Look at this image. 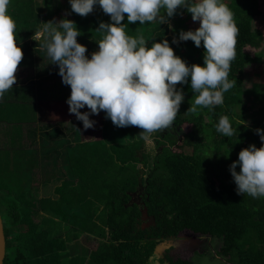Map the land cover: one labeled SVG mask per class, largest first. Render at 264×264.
Masks as SVG:
<instances>
[{
    "label": "trees",
    "instance_id": "16d2710c",
    "mask_svg": "<svg viewBox=\"0 0 264 264\" xmlns=\"http://www.w3.org/2000/svg\"><path fill=\"white\" fill-rule=\"evenodd\" d=\"M222 2L232 11L239 30L228 76L236 85L223 93L222 104L187 112L196 95L189 77L176 85L184 99L173 124L147 140L140 128L117 127L102 111L105 122L98 145L82 147L76 173L74 164L67 162V178L51 195L39 190L42 181L30 185L22 164L0 157L3 264H152L157 247L184 230L218 240L217 255L227 264H264V197L238 194L229 171L241 149L262 144L256 130L264 131V86L252 82V101L246 104L243 81L245 68L260 59V54L250 55L245 48L258 49L264 42L258 28L264 0ZM163 11L166 19L160 24H129L125 14L126 33L143 35L148 47L167 40L188 66H203V43L197 48L191 40H179L181 31H194L199 21L190 26L191 13L184 7L172 17ZM8 14L16 24L17 44L34 56L42 53L35 48L42 39L33 38L43 22L73 21L80 32L77 42L89 53L98 51L99 24L112 22L99 4L80 16L68 0H10ZM255 104L256 112L251 110ZM221 116L231 123V137L216 131ZM0 151H4L2 142ZM136 195L138 201L132 202ZM89 242L95 246L87 249ZM157 261L189 264L171 259L167 252Z\"/></svg>",
    "mask_w": 264,
    "mask_h": 264
},
{
    "label": "clouds",
    "instance_id": "9594fccd",
    "mask_svg": "<svg viewBox=\"0 0 264 264\" xmlns=\"http://www.w3.org/2000/svg\"><path fill=\"white\" fill-rule=\"evenodd\" d=\"M71 10L87 16L99 4L110 16L111 23L101 22L97 31L98 51L87 58L84 45L77 42L80 32L73 21L43 22L34 40L42 39L40 47L46 50L51 63L58 65L62 82L70 86L67 99L69 113L83 123L85 129L93 127L89 112L106 113L117 127L136 126L143 139L152 133L169 128L179 111L184 96L176 89L190 77L195 95L187 112L198 107H211L223 103V93L236 85L228 79L231 62L235 59L238 28L229 7L222 0H69ZM10 0H0V97L13 88L16 73L23 59L17 46L16 24L8 14ZM184 7L192 20L199 21L194 31H181L179 40H191L205 50L203 66H188L175 55L167 40L147 46L143 35L129 36V24L140 25L164 22L177 8ZM177 41L174 39L173 43ZM216 131L231 137L234 130L227 116H221ZM261 147L250 145L238 153V161L229 166L238 194L253 198L264 197V131L256 130ZM239 164L240 171L236 167Z\"/></svg>",
    "mask_w": 264,
    "mask_h": 264
},
{
    "label": "crops",
    "instance_id": "0c3cea01",
    "mask_svg": "<svg viewBox=\"0 0 264 264\" xmlns=\"http://www.w3.org/2000/svg\"><path fill=\"white\" fill-rule=\"evenodd\" d=\"M17 46L23 47L22 44ZM35 48L42 53L34 56L22 48L23 59L16 73V83L0 97V120H5L0 121V142L4 149L0 157L26 167L21 170L30 185H37L34 180L42 181V185H37L39 190L49 194L67 178V162L74 164L72 172L76 173L82 147L98 145L96 140L102 133L105 118L102 111L93 115L85 106L79 111L89 112V119L94 121L93 127L85 129L83 123L69 113L66 101L71 89L62 82L58 65L51 63L46 50ZM89 51L85 55L90 59L94 51Z\"/></svg>",
    "mask_w": 264,
    "mask_h": 264
},
{
    "label": "rangeland",
    "instance_id": "374dc122",
    "mask_svg": "<svg viewBox=\"0 0 264 264\" xmlns=\"http://www.w3.org/2000/svg\"><path fill=\"white\" fill-rule=\"evenodd\" d=\"M69 1V0H68ZM261 8V24L258 25V28L262 30L263 39H264V4L260 6ZM195 22L190 19V26L194 25ZM188 31V30H187ZM245 51L250 55L260 54V59L256 58L254 64L249 65L245 68V75L243 81V88L245 94L243 95V102L250 104L252 101V95L249 94L251 89L252 82L264 86V42L260 45L258 49L245 48ZM254 75V76H253ZM254 110L256 112L257 104L254 105ZM151 143V142H148ZM207 156L212 152V146L209 145L208 149H205ZM214 160V157H211ZM210 159V160H211ZM132 202L138 201V196H133L131 199ZM86 245V248H92L95 246V242H89ZM220 242L216 239H211L208 236H199L193 234L188 230L182 231L177 238L168 239L163 241L156 249L154 256V262L152 264H162L158 263V259L162 258L164 252H167L168 256L175 260L180 259L188 261L189 264H227L225 259H222L217 255Z\"/></svg>",
    "mask_w": 264,
    "mask_h": 264
},
{
    "label": "water",
    "instance_id": "95a60500",
    "mask_svg": "<svg viewBox=\"0 0 264 264\" xmlns=\"http://www.w3.org/2000/svg\"><path fill=\"white\" fill-rule=\"evenodd\" d=\"M5 257V238L3 233L2 220L0 217V264H3Z\"/></svg>",
    "mask_w": 264,
    "mask_h": 264
}]
</instances>
